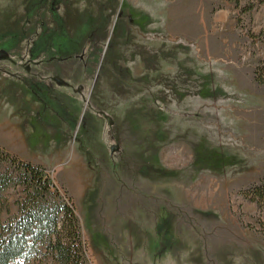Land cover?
<instances>
[{"label":"rangeland","instance_id":"374dc122","mask_svg":"<svg viewBox=\"0 0 264 264\" xmlns=\"http://www.w3.org/2000/svg\"><path fill=\"white\" fill-rule=\"evenodd\" d=\"M260 58L264 0H0V147L68 190L90 264H264Z\"/></svg>","mask_w":264,"mask_h":264},{"label":"trees","instance_id":"16d2710c","mask_svg":"<svg viewBox=\"0 0 264 264\" xmlns=\"http://www.w3.org/2000/svg\"><path fill=\"white\" fill-rule=\"evenodd\" d=\"M252 74L264 88V58L258 59ZM7 189L15 193V210L0 220V264H90L74 202L44 165L0 147V208L8 212L10 204L3 198ZM241 194L264 207V175ZM259 226L264 236V221Z\"/></svg>","mask_w":264,"mask_h":264},{"label":"water","instance_id":"95a60500","mask_svg":"<svg viewBox=\"0 0 264 264\" xmlns=\"http://www.w3.org/2000/svg\"><path fill=\"white\" fill-rule=\"evenodd\" d=\"M109 150L110 151H113L114 150V146H111Z\"/></svg>","mask_w":264,"mask_h":264}]
</instances>
